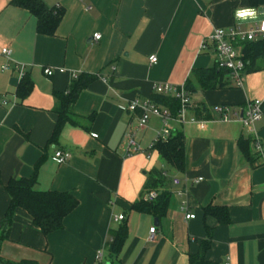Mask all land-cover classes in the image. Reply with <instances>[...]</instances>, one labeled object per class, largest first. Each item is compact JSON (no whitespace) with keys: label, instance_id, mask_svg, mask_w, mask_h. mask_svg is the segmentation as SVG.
<instances>
[{"label":"crops","instance_id":"crops-1","mask_svg":"<svg viewBox=\"0 0 264 264\" xmlns=\"http://www.w3.org/2000/svg\"><path fill=\"white\" fill-rule=\"evenodd\" d=\"M42 1L63 12L53 35L37 33L33 15L0 0V66L9 64L0 69V236L9 204L4 186L30 177L38 160L36 189L68 192L78 205L62 229L47 235L31 225L26 211L16 209L0 244L2 258L91 264L108 231L123 223L127 233L118 261L109 264H190L194 255L214 264H264V160L253 147L258 140L264 151V116L252 133L234 117L222 121L213 111L225 105L241 115L248 101L263 100L264 69L243 72L241 87L225 72L223 87L189 92L190 105L168 120L171 135H183L181 169L152 148L162 129L160 117L151 115L140 128V110L127 109L133 99L153 102L157 83L184 85L192 70L213 67V50L199 51V46L214 28L256 25L264 31V0ZM239 9L254 15L237 20ZM3 47L10 50L9 60L1 54ZM15 64L23 65L32 81L24 99L15 93L20 81ZM45 68L52 74H44ZM80 75L91 79L72 106L77 122H65L51 139L56 93L67 91ZM200 107L206 112L197 116L194 109ZM128 134L138 151H127ZM240 138L249 141V158L239 149ZM56 151L70 158L58 163ZM154 171H162L165 179L151 190L168 195L161 217L131 209L132 203L147 200L144 185ZM208 205L225 207L228 221L205 218ZM118 215L123 219L115 221ZM151 227L156 232L149 240Z\"/></svg>","mask_w":264,"mask_h":264},{"label":"trees","instance_id":"trees-1","mask_svg":"<svg viewBox=\"0 0 264 264\" xmlns=\"http://www.w3.org/2000/svg\"><path fill=\"white\" fill-rule=\"evenodd\" d=\"M14 6L27 10L36 19V32L43 35H53L58 26L62 10L59 7H48L42 0H11ZM241 55L245 62V71L248 73L256 72L264 69V38L257 41H246L241 44ZM262 63L258 64L257 61ZM216 65L209 68H199L191 71L190 77L184 83V88L188 92H193L196 87L203 89H216L223 87L226 83L222 81L224 73ZM91 79L90 76L80 75L71 81L67 91L64 93H56L59 99V106L54 109L57 120L53 128L52 137L54 139L60 127L65 122L76 123L78 115L73 111V103ZM32 88V81L27 73L21 77L15 93L20 99H24ZM152 101L155 104L167 107L171 116H176L180 110V102L177 98L169 95L154 94ZM189 106V105H188ZM187 106V107H188ZM186 107V108H187ZM262 114L264 116V99L262 100ZM195 114L199 116L206 112L204 107L195 108ZM76 116V117H75ZM248 140L239 139L238 146L240 151L246 158H249ZM152 148L156 149L164 161L172 167L181 169L184 165V140L181 132L171 135L166 141L157 139L153 142ZM40 160L34 164V172L30 177H20L10 179L4 186L9 195V204L3 220V230L0 236L1 241L6 239L8 226L11 216L16 209H22L31 218V225L47 235L51 232L63 228L64 218L76 208L77 199L68 192L59 191H39L36 189V170ZM164 173L162 171H154L147 179L144 185L143 193L154 189L158 184L164 181ZM167 193H159L153 200H140L131 204V209L138 212H145L156 217H161L167 208ZM204 217L212 216L218 223H226L227 210L225 207L208 205L203 208ZM207 227V225H206ZM126 226L120 223L117 229L108 231V240L105 245L106 259L108 263L117 260V256L121 250L124 239L126 237ZM190 264H214L203 259L202 255L190 256ZM119 263V262H118ZM0 264H40L35 260L21 259L18 261H10L2 258L0 255Z\"/></svg>","mask_w":264,"mask_h":264},{"label":"built area","instance_id":"built-area-1","mask_svg":"<svg viewBox=\"0 0 264 264\" xmlns=\"http://www.w3.org/2000/svg\"><path fill=\"white\" fill-rule=\"evenodd\" d=\"M93 38L98 40L100 38L99 34H94ZM264 38V31H262L258 26L254 25L248 29H243L239 27H233L230 29L214 28L210 35L202 39L199 51L207 50L209 47L213 50L215 54V65L224 71H227L231 79L234 81L235 86L241 87L242 78L241 75L245 72V62L242 59L240 53V46L243 42L246 41H256L257 39ZM1 54L5 56L7 60L10 59V50L8 47H3L1 49ZM151 63L156 62V57L151 55L149 57ZM9 64L6 62L0 66V69H8ZM14 68L18 71L19 77L24 75V66L15 64ZM58 71L63 72L64 69L60 68ZM44 74L51 75L52 69L45 68L43 70ZM75 78V77H74ZM155 94L171 95L177 98L180 102L181 109L180 113L190 105L188 92L184 88V85L175 86L168 83H157L153 87ZM5 103V102H3ZM262 100H252L248 101L245 105V110L241 115L237 113L232 114L229 107L225 105H216L213 107V111L217 113L222 121H229L234 117L236 120L241 122V124L248 128L252 133L254 132V123L258 121L262 116ZM127 109L134 111L135 109L140 110V116L138 119V127H143L148 121L151 115L158 116L161 119L162 129L157 134L156 140L160 139L166 141L170 136L171 132L168 128V120L171 119V114L168 110L161 109L156 104L150 100L138 102L137 99H133L129 102ZM200 128L204 127L203 121H195ZM127 142V151H138V146L135 145V142L131 135L126 136ZM255 154L264 160V151L262 144L258 140H254L253 143ZM70 158L69 153H63L61 151H56L54 153V159L58 163L66 162ZM200 180V179H198ZM175 184L178 183L177 179H173ZM158 192L155 190H150L144 193V198L147 200H153L157 197ZM192 214H185L186 219L193 218ZM123 219V215H118L114 217L115 221H120ZM156 232L155 227H151L149 230L148 239L152 240ZM106 259V250L105 247H102L96 250L94 254V259L91 264H107ZM109 264V263H108Z\"/></svg>","mask_w":264,"mask_h":264},{"label":"clouds","instance_id":"clouds-1","mask_svg":"<svg viewBox=\"0 0 264 264\" xmlns=\"http://www.w3.org/2000/svg\"><path fill=\"white\" fill-rule=\"evenodd\" d=\"M237 20H243L246 17H253L254 13L250 9H239L234 13Z\"/></svg>","mask_w":264,"mask_h":264},{"label":"water","instance_id":"water-1","mask_svg":"<svg viewBox=\"0 0 264 264\" xmlns=\"http://www.w3.org/2000/svg\"><path fill=\"white\" fill-rule=\"evenodd\" d=\"M155 223L157 222V219H154Z\"/></svg>","mask_w":264,"mask_h":264},{"label":"rangeland","instance_id":"rangeland-1","mask_svg":"<svg viewBox=\"0 0 264 264\" xmlns=\"http://www.w3.org/2000/svg\"><path fill=\"white\" fill-rule=\"evenodd\" d=\"M244 75V74H243Z\"/></svg>","mask_w":264,"mask_h":264}]
</instances>
